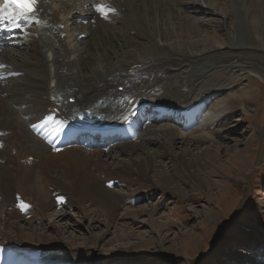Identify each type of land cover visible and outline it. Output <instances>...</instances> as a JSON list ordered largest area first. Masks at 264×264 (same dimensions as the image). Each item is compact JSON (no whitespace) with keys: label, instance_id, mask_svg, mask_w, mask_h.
<instances>
[{"label":"bare ground","instance_id":"bare-ground-1","mask_svg":"<svg viewBox=\"0 0 264 264\" xmlns=\"http://www.w3.org/2000/svg\"><path fill=\"white\" fill-rule=\"evenodd\" d=\"M69 1L29 0V9L33 11V15L26 20L23 19L26 21L24 26L16 27L10 17L5 18L0 24V31L3 30V33L10 30L8 36L0 35V198L3 201L0 203V233L3 232L2 222L5 213L10 216L7 220L14 222L13 229L16 234L11 236L17 240L43 243L44 236L37 234L32 228H28L30 232H25L24 227L19 226L20 219L10 215L30 206L29 201L16 194V190L24 186L33 192L30 198L46 210L54 201L60 199L59 190L63 187L71 201L82 204L99 203L101 209L94 208V211L108 218H111L112 213L121 206L118 197L121 191L116 188L115 183L128 188L143 181L154 184L156 188L171 187L186 200L193 196L186 186L182 185V180L191 178L196 184H202L209 189L216 181H210L205 173V166H210L216 171H224L222 173L226 176L227 173L233 172L231 167H227V161L222 160L220 148L213 147L214 158L204 157L201 153L187 149L175 151V144L183 143L184 140L179 139L187 137L188 134L172 124L161 131L162 129L154 128L155 123L166 119L175 122L186 121L187 117H183L178 110L189 108L197 101L191 102L194 100V89L200 84L204 72L213 66L244 59L251 61L256 69L264 71V55L243 52L224 55L216 49L227 44L264 49V7L259 0H252L247 10L243 8V0H220L219 3L223 5L221 10L212 4L215 2L217 4L216 0H208L211 3L197 0L195 4L199 6L191 7V12L195 14L209 12L214 21L222 22L225 21L224 17H215L219 11L225 18L232 16L227 28L228 41H222L218 35L206 31L207 44L194 40L198 37L200 29L193 24L199 25V21L192 24L187 22L185 25L172 18L174 14L171 11L177 10L178 4L187 5L186 2L78 0L80 3L74 7V4L69 5ZM96 6L105 9L112 17L124 14V24L136 30L145 41L131 37L125 27L119 31L102 28L94 34L91 45L94 51L89 53L84 75L81 54L78 53L80 49L76 48V45L86 42L85 40L91 36L89 30L84 28L89 23L85 17L95 14ZM4 9L7 11V5L1 4L0 1V15ZM157 19L161 21L158 22ZM11 26L14 28L10 29ZM44 33L47 39H52L51 46H40ZM174 33L179 34L178 39L167 44L168 40L175 38ZM120 38L122 42L116 44ZM128 42L136 43L135 49L117 52L118 48L127 46ZM99 48L103 51H99ZM107 48L116 56L115 60L105 53L104 50ZM45 51L53 52L52 59L47 58ZM202 52L204 53L199 54ZM50 62L58 64L54 75L58 77V81L67 84L70 97L74 99V103L67 104V107L72 113L78 108L90 118L89 120L74 121L64 116L62 112L60 116L53 117L54 108L49 110L48 107L54 106L57 111L61 110L50 98L51 88L48 82L52 74L49 73ZM164 65L174 66L177 70L186 66L193 69L200 66L201 73L193 83L184 80L181 87L169 91L168 88L158 87L162 79L159 72ZM212 77L216 80L217 73H213ZM208 82L207 85L212 84ZM120 85L123 91L118 92ZM225 87H221L220 83L215 88L219 89L218 92ZM156 101L162 104L173 103V107H169L172 111L175 110L174 117L166 112L151 116L144 113L141 118L152 122L148 127L153 126L148 131H141V128L136 127L140 121L134 120L136 116L132 119L126 117L135 107L142 109V105L156 104L154 103ZM39 109L44 110L40 111L43 116ZM51 120L58 124L63 120L73 121L77 130L61 128L65 132L57 133L54 131L55 127L50 125ZM37 123L43 124L41 130L49 134L50 142L56 136H63L54 149L41 147L37 151V138L26 137L27 131L33 132V129L37 131ZM207 125L208 121L203 127ZM93 126L91 135L89 136V132L85 134L88 139L80 141V146L74 145L79 142L78 139L72 141L73 135L86 132ZM103 129L106 130L103 132ZM122 134L127 142L112 143L109 140L108 143L104 142L106 137L118 139ZM147 143L153 144L156 149H149L152 151L146 152L143 156L141 151H137V147ZM109 144L110 147H107ZM124 147L130 148L127 162L122 160L113 167L104 160V156L111 154L115 148ZM261 151L263 153L264 149ZM29 157L36 158V171L33 167L24 170ZM249 158L254 157L241 150L229 159L233 165L237 163L238 167H242L244 164L248 165ZM238 167L236 169L240 171ZM227 181H223V188L219 190L220 199L227 193L225 189ZM47 184L55 187L52 193L46 191ZM84 209L86 210L87 206ZM141 212L147 215L156 229L165 224L153 218L157 209L151 208L150 205L141 209L126 208L122 215L134 216L133 220L137 221ZM200 213V224L205 228L215 216V211L213 208H204ZM89 215L88 218L92 219L93 217ZM65 216L66 213H56L52 226L56 227L55 221H61ZM168 220L172 221L170 218ZM191 234L181 245L185 251L192 248L190 247L192 239L198 237L195 231ZM7 253L13 251L6 246L3 248L0 246V264Z\"/></svg>","mask_w":264,"mask_h":264},{"label":"rangeland","instance_id":"rangeland-1","mask_svg":"<svg viewBox=\"0 0 264 264\" xmlns=\"http://www.w3.org/2000/svg\"><path fill=\"white\" fill-rule=\"evenodd\" d=\"M163 1L187 3V5L178 4L176 6L177 10L171 11V13L174 14L172 18L180 23L185 24L188 22V24H192L199 21V25L193 24L200 29L198 37L194 40L207 44L208 35L206 31H208L218 35L222 41H228L227 28L232 16L225 18L222 12L219 11L215 14V17H224L225 21H214L211 15L208 14L209 12L200 14L191 12V7L199 6V4H195L197 0ZM204 1L211 3L208 0ZM216 1L217 4H215L216 2L212 4L215 7L217 6L218 10H221L222 3H219L220 0ZM259 1L264 7V0ZM250 2L252 0H243L245 10H247ZM68 3L69 5L74 4L75 7L80 2L70 0ZM95 3L98 5V1ZM123 18L124 14L112 17L100 6H96L95 14L85 17V20L89 23L84 28L89 30L91 36L85 40L86 42H80L76 45V48L80 49L78 53L81 54L84 75L86 64L89 61V53L94 51L91 47L94 34L102 28L119 31L122 27H125L131 37H135L142 42L145 41L142 36L138 35L136 30L124 24ZM157 21L161 20L157 19ZM45 35L46 33L40 40L41 47L50 45V41H52L51 38L47 39ZM174 35L175 38L168 40L167 44L178 39L179 34L174 33ZM121 42L122 38L118 39L116 44ZM135 46L136 43L128 42L127 46L118 48L117 52L133 50ZM216 49L224 55L238 52L264 55V49L259 50L256 47H243L232 44ZM99 51L103 50L99 48ZM104 51L112 60L116 59L110 49L107 48ZM45 54L49 60L52 59V51H45ZM57 66L58 64L54 62L49 63V73L52 72L48 79L51 88V100H54L67 118L78 122L87 121L78 108L73 111V114L67 107L68 99L73 97H70L67 84L58 81V77L54 75ZM199 68L200 66L195 69L186 66L181 70H177L174 66L164 65L159 72L162 79L158 87L174 91L184 84V80L193 83L201 73ZM239 69L241 70L239 71ZM213 73L218 75L216 80H213ZM200 81V84L194 89V100L191 102L194 103L196 100L199 101L203 98L213 99L209 108L211 112H214V117L210 119L212 121H209L208 125L203 127L202 124L206 122L187 124L166 119L157 121L154 128L163 131L166 126L172 124L182 128L183 133L188 134L187 137L179 139V141L184 140L183 143L175 144V151L187 149L195 153H201L204 157L214 158L213 147L218 146L222 160L227 161V167H231L233 172L227 173L226 176L222 173L224 171H216L211 169L210 166H205L204 170L206 169L205 173L210 181H216V183L211 184L209 189H206L202 184H196L191 178L182 180V185L186 186L193 196L188 200L181 198V195L171 187L156 188L150 182H139L132 188L115 183L116 188L121 191V194L118 195L121 201L119 205L121 206L112 213L111 218L105 216L104 218L103 214L94 211V208L101 209L99 203L92 204L88 202L82 204L74 200L71 201L66 189L63 187L59 190L61 193L60 199L54 201V204L46 210L30 198L33 192L24 186L16 190V194L18 197L29 201L30 206H27L26 210H18L17 213H11L10 215L20 219L19 226L24 227L25 232L29 231L28 228H32L37 231V234H44L43 243L13 238L11 234L13 236L16 234L13 229L14 222L7 220L10 216L3 213L4 222H2L3 232L0 233V246L1 248L6 246L13 253H7L2 258L1 264H264V151L263 153L261 151L264 149V71L256 69L251 61L241 59L233 63L209 68L201 76ZM207 82L208 84L212 82V84L207 85ZM220 83L221 87L228 86L217 92L219 89L215 87ZM117 90L118 92L123 91L122 86H118ZM154 103L156 104H144L141 106L142 109L135 107L126 117L132 119L136 116L134 120L140 119L138 128H141V131H148L153 126L148 127L152 122L141 118L143 109L147 115V113H152L148 109L155 105H163L168 109L167 111L173 107V103L162 104L160 101ZM165 107L161 108L163 111H157V108L154 107L153 114L164 112ZM51 108L55 109L54 106L48 107L49 110ZM54 109L53 117H58L56 115L57 110ZM40 111L44 110L39 109ZM68 111L70 113H67ZM167 111L165 112L167 113ZM76 114L78 115L76 116ZM43 115L41 114V116ZM42 125V123H37V131H41L39 136L30 130L27 131L26 137L28 139L37 138V151L41 147L52 150L53 148L49 145L50 136L43 133L41 130ZM50 125L56 128L60 124L51 120ZM93 129L91 130L90 127L83 134L91 130L89 132L90 136ZM112 137L114 138V135ZM124 137L123 134L118 138L119 140L106 137L104 142H127L128 140ZM200 138L204 140H200ZM77 139L76 141L79 143L74 145L78 144L80 146V141L84 139L79 138V136ZM86 139L88 138L86 137ZM110 145L107 147H110ZM129 149L128 147L115 148L111 154L104 156V160L113 167L117 166L122 160L127 162ZM149 149L156 148L151 143L137 147V151H141L140 153H143L141 154L143 156L146 152L152 151ZM241 150L244 153L252 154L254 158H249L248 165L243 163L244 166L238 167L237 163L233 165L229 158ZM35 160V157H29L25 162L24 170L33 167V170L36 171ZM236 167L240 168V171ZM225 180H228L227 183L230 185L227 184V187H225L227 193L221 196V201L218 197L219 190L223 188L222 184ZM54 190L53 185L47 184V192L52 193ZM2 202L0 198V203ZM149 205L151 208L157 209V213L153 218L157 222L165 223L161 228L156 229L144 212L139 213L137 221L133 220L134 216L122 215L126 208L141 209L147 208ZM85 206H87V211L84 209ZM204 208H213L215 216L208 222L207 227L202 228L200 212ZM88 210L90 211L88 212ZM174 212L175 215H173ZM56 213H66L67 216L61 221L56 220L57 226L53 227ZM88 215L93 218L89 219ZM169 218L172 221H169ZM194 231L198 234V237L192 239L190 244L192 248L189 247L190 249L188 248L189 250L185 251L181 245Z\"/></svg>","mask_w":264,"mask_h":264}]
</instances>
